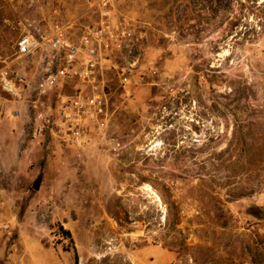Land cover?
Wrapping results in <instances>:
<instances>
[{"label":"rangeland","instance_id":"obj_1","mask_svg":"<svg viewBox=\"0 0 264 264\" xmlns=\"http://www.w3.org/2000/svg\"><path fill=\"white\" fill-rule=\"evenodd\" d=\"M105 10L137 40L103 51L105 130L73 145L47 122L58 93L36 109L0 89V264H251L264 236V0H0V52L17 59L35 26L80 44ZM44 55L18 70L37 81Z\"/></svg>","mask_w":264,"mask_h":264},{"label":"built area","instance_id":"obj_2","mask_svg":"<svg viewBox=\"0 0 264 264\" xmlns=\"http://www.w3.org/2000/svg\"><path fill=\"white\" fill-rule=\"evenodd\" d=\"M104 6L107 2L104 1ZM99 25L86 32L77 44L67 36L64 26L57 24L48 32L35 26L32 32L21 36L16 43V55L8 62L0 52V89L14 99L31 102L34 108L43 105L51 94H59L55 117L47 122L60 133L69 135V142L81 146L86 131H103L109 123V101L104 75L103 51L132 53L137 42L129 29L116 31L109 23V11H102ZM39 49L45 51L43 69L37 81H32L17 68V60ZM139 58L128 61L129 71L122 75V83H131V70ZM143 78L135 82L139 84ZM72 80L77 85L71 94L60 91ZM19 113L21 111L19 110ZM46 124L41 126L45 129Z\"/></svg>","mask_w":264,"mask_h":264},{"label":"trees","instance_id":"obj_3","mask_svg":"<svg viewBox=\"0 0 264 264\" xmlns=\"http://www.w3.org/2000/svg\"><path fill=\"white\" fill-rule=\"evenodd\" d=\"M258 210L257 207H254ZM256 212V211H255ZM253 214V212H251ZM254 214H261V213H254ZM168 228L169 229H175L177 224L179 223L178 221H171L170 218L168 217ZM64 233L68 236H70V231L65 230ZM258 237L256 238L255 245L249 246L248 247V252L249 256L251 258V264H264V249H263V243H264V236L260 235L257 233Z\"/></svg>","mask_w":264,"mask_h":264},{"label":"water","instance_id":"obj_4","mask_svg":"<svg viewBox=\"0 0 264 264\" xmlns=\"http://www.w3.org/2000/svg\"><path fill=\"white\" fill-rule=\"evenodd\" d=\"M40 184H41V181H40V180H37V181L34 183V188H35V189H39V188H40Z\"/></svg>","mask_w":264,"mask_h":264}]
</instances>
